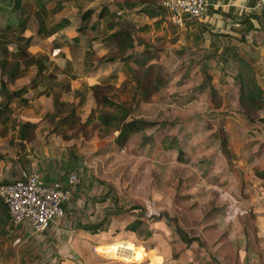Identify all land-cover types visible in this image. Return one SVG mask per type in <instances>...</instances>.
I'll use <instances>...</instances> for the list:
<instances>
[{
  "label": "rangeland",
  "instance_id": "374dc122",
  "mask_svg": "<svg viewBox=\"0 0 264 264\" xmlns=\"http://www.w3.org/2000/svg\"><path fill=\"white\" fill-rule=\"evenodd\" d=\"M126 1L137 2L138 6L134 10H127V14H117L119 15L115 19L118 23L117 26L132 29L137 38L145 41L151 49H154L156 59L153 62L162 66L170 80V83L154 94V100L142 102L136 106L133 110V116L166 121L170 124L160 129L155 127L136 131L132 134L127 133L128 135L124 140L125 134L122 136L118 130L100 125L95 115H91L96 102L92 87L87 81L89 79L93 81L94 79H103V81L117 87L126 77L122 62L107 64L95 71L90 66L91 63L98 62V57L116 50L115 43L105 41V36L109 32L108 25L112 24L111 13L119 10V6ZM148 1L162 6V0ZM146 3L147 0H50L47 3L48 8L56 7L55 17L58 19L68 17L72 25L59 31L60 51L55 55L53 54L52 63H48V68L41 75V82L38 83L37 87L29 88L25 95L30 100L29 104L18 107L17 100L12 103V116L11 120L8 121V124L12 125L5 131V136H0V158L5 159L6 164L9 165L7 169L12 167L10 164L15 162V159L21 160L25 153L22 154L24 149L17 145L22 142L17 141L16 123L19 121L29 124L36 123V127L29 131L28 137H35L39 133L42 140V143H39L41 146L51 143L57 144L62 139L61 143L70 142L68 151L74 155L77 153L79 158L84 155L80 156V153H88L87 162L89 165L86 167L88 171H84L83 167L78 168V166L73 174H79L81 183L86 180L92 186L95 184L97 189L95 196L101 197L105 193H111L115 202L119 201L117 204L115 203V207L118 206L119 209H129L134 205L144 207L145 213H139L145 214L143 216L146 218L145 225L139 228L133 236L138 241L144 242L147 247L152 248L148 251L161 256V264H251V259L248 257L241 258L248 247L241 242L245 234L240 230L243 226H247L249 231H252L246 235L247 241L258 242L255 221L260 216L259 209L252 208L250 212L235 217L223 216V213L229 212L231 205L235 203L240 206L241 210L249 209L247 205L250 202L248 198H250L251 190L246 185L250 180L245 176V170L240 168L238 171L239 183L242 186L238 192H231V177L226 182L217 179L216 173L219 171L217 169L220 168L214 153L220 150L223 156V164L227 163L228 170L232 171V148L230 147V150L227 148L228 141L224 147L213 144L216 137L211 136V134L215 129L216 122L206 120V118L212 119L213 112L205 104L195 105L197 102L192 101L194 89L188 92L175 89V86L179 85L177 82L182 77H186L182 74L186 73L189 58H186V52H180L181 43H176L177 36H175L177 27L171 22L163 7H159L153 15L136 12V9L143 8ZM102 6H104L107 15L98 20L97 10L101 9ZM90 7H93L95 12L88 21L84 22L81 20V15ZM94 20H96L95 29L87 31L86 34L78 32V24L89 25ZM68 29H75V34L79 36L78 42L75 41L73 35L69 33L71 35L69 37L66 34ZM28 30L32 32L33 36L31 51L42 50V36L37 33V23L34 17L29 18ZM11 48L16 50L17 43H12ZM142 49L143 45H138L137 50ZM68 58L72 61V72L78 76V79L72 81L77 88L70 90L60 84V81L68 79L62 72L64 63ZM55 65L58 66L56 79L52 74ZM113 74L114 77L111 76ZM34 76L35 70L14 83L8 80V87L14 89L28 84ZM190 83L191 81H189ZM55 93H60L61 98L69 101L70 105L82 102L76 114L69 119L70 122L59 128H56V125L61 112L57 111L56 117L53 119L47 115L49 111L54 109L53 94ZM123 96L130 98V89L128 92H124ZM1 97L0 95V100ZM8 119L10 117L0 121V131H3V123ZM146 136H150L147 142L151 141L148 145L146 143V146H143L141 143ZM165 136H167L168 142L176 137L179 144L178 148L156 150L155 147L158 142ZM226 137V133L223 135L220 132L221 139ZM79 142L81 143L80 146H77L75 150L71 149ZM217 142L219 143V141ZM34 144L37 143L34 142ZM39 144L37 147L40 146ZM114 145H119L120 148L115 149L112 154H100L101 150L112 149ZM126 145L127 148H125ZM180 151L184 153L183 161H179L177 158ZM60 157L59 154V160L61 159V164L64 165L65 156ZM97 161L109 167L106 168L108 185L100 182L102 181L100 179L104 178H101L103 176L100 171L95 170V165L91 167L94 162L98 163ZM83 166L85 167V163ZM260 187L263 188L264 192V182L256 188ZM188 210L198 211L203 215L197 226L191 223L197 218H190L186 214ZM209 212L210 214L206 216ZM180 218L181 223L178 221ZM213 218L215 219L212 220ZM158 221H161L163 227L154 226V223ZM177 221L184 227L189 236H193V230H197L198 236L205 244L194 242L192 245L186 246L175 229ZM210 224L212 227H209ZM260 225L264 226V217ZM121 233L122 231L110 232L108 229L94 233L90 238L112 242L113 240H120L118 238ZM220 243H223L222 249H216L215 247ZM251 247L252 252H256L254 246ZM80 252L83 256L81 258L82 263L76 260H73L74 263L65 260L64 263L84 264L83 262H85L87 264L89 262L96 263L95 260L104 264L110 260L124 264H151L149 258L143 262L129 261L123 256L125 259L99 252L94 247L88 250L81 249Z\"/></svg>",
  "mask_w": 264,
  "mask_h": 264
},
{
  "label": "crops",
  "instance_id": "0c3cea01",
  "mask_svg": "<svg viewBox=\"0 0 264 264\" xmlns=\"http://www.w3.org/2000/svg\"><path fill=\"white\" fill-rule=\"evenodd\" d=\"M147 2L150 1L147 0ZM102 9H104V6L97 10L98 14ZM101 19L99 18L98 20ZM96 20L89 25L95 23L96 26ZM70 25H72V22ZM175 26L177 27L175 33V36H177L176 43H181L179 50L182 51H180L181 53L186 52V58H189L186 73L182 74L186 77H182L177 82L179 85L175 86V89L184 90V92L194 89L195 93L192 96V101L197 102L195 105L205 104L213 112L212 119L206 118V120L216 122L215 129H213L211 134V136L216 137V141L213 144L215 146L219 144L222 147V140L226 139L228 141L227 148L229 150L230 147L232 148V171L228 170L227 163L223 164V156L220 150L214 153L220 168L217 169L219 170L216 173L217 179L226 182L231 177L230 187L232 189L230 190L231 192H238L242 186L239 183L240 175L238 171L240 168L245 170V176L250 180L246 185L251 190L250 198H248L250 202L247 205L249 209H243L245 210L243 211L235 203L231 205L229 212L223 213V216L235 217L250 212L252 208L259 209L260 216L255 221V232L258 242L251 243V241H247L246 235L252 233L247 226H243L240 230V232L245 234L241 242L248 247L241 258H244V256L245 258L248 257L251 259V264H264V226L260 225L264 217V214H262L264 212L263 188H256L264 181H257L253 178L255 170L264 168V148H260L261 143L264 142V125L249 122L239 112L241 109L239 100L240 82L235 78L240 68L239 61L244 60L247 63V68H244L245 71H252L264 89V17L256 0H208L201 17H187L184 25ZM93 29L90 28L88 31ZM74 30L68 29L66 34L70 37L73 35L72 33H75ZM52 56L53 54L50 56L51 59ZM67 60L71 59L68 58ZM67 60L63 67H65ZM205 73L211 75V82L207 84L204 90L198 91L196 87L202 84ZM189 81H191L190 84ZM87 82L90 84L93 80L89 79ZM73 88H77L75 84H73ZM261 113L264 115V111ZM167 125L156 127V129ZM220 132L223 135L226 133L227 137L221 139ZM39 136V133H37L35 135L36 138L28 137L29 143L24 140L22 144L20 142V144H17L24 149L22 154L25 153V155L22 156L21 160L15 159V162H11L10 165L12 167L9 169H7L9 165L6 164L5 159L0 158V181L6 179V181L15 180L20 176V172L23 169L38 171L46 181H59L66 187H73V196L64 205L65 216L59 221L52 223L42 234H34L27 223H23L18 228L11 227L8 209L0 199V264H65V260L72 263H74L73 260H76L82 263L81 249L88 250L94 247L97 250L100 246L121 242H129L135 247H142L148 251L147 245L133 236L139 228L145 225L146 218H143L145 215L144 207L139 205L142 209L126 212L127 209L115 207V203L117 204L119 201L115 202L111 193H105L101 197L95 196V190H97L95 184L92 186L86 180L83 183L74 184L70 177L76 169L83 167L84 171H88L86 168L89 165V162H87L88 153H80V156L84 155L79 158L76 152L74 155L68 151L70 142L61 143L62 139L57 144L51 143L50 145L41 146L39 143H42V140ZM166 137L160 139L155 147L156 150L163 148L172 149L164 146L165 141H167ZM34 138L35 141H33ZM173 138L176 141L178 140L176 137ZM17 141H19L18 137ZM34 142L37 144H34ZM149 142H146L147 145ZM146 143L143 146H146ZM38 144L40 145L39 147H37ZM77 144L71 149L75 150L77 146L81 145L80 142ZM127 145L125 148H127ZM119 148V145H114L112 149L101 150L100 154H112L115 149ZM59 154L61 157L65 156L64 165L61 164V159L59 160ZM84 163L85 167L83 166ZM94 165L95 170L100 171L103 176L101 178L105 179H100L102 180L100 182L108 185V181H106V173L108 171L106 168L109 167L99 162H94L91 167ZM139 212L144 213L141 214ZM188 212L186 214L190 218H197V220L191 221L197 226L203 215L194 210H188ZM136 221H141L138 225L139 227L136 230H132V226L136 224ZM178 221L181 223V218ZM157 225L163 227L161 221L154 223V226ZM209 227H212V225L210 224ZM182 228L184 229V227ZM108 229L110 232L122 231L118 238L120 240H113L112 243L90 238L92 234L107 231ZM193 234L198 236V231L193 230ZM122 235H125L127 239L121 240ZM137 243H140V245ZM222 245L223 243H220L215 248L220 249ZM252 245L256 249L254 253L252 252ZM112 255L117 258L125 257L120 253H112ZM126 260L143 262L147 258L143 260L127 258ZM94 262L96 263L89 262L87 264L103 263L95 260ZM83 263L86 264L85 262ZM116 263L118 262L110 260L104 262V264Z\"/></svg>",
  "mask_w": 264,
  "mask_h": 264
},
{
  "label": "trees",
  "instance_id": "16d2710c",
  "mask_svg": "<svg viewBox=\"0 0 264 264\" xmlns=\"http://www.w3.org/2000/svg\"><path fill=\"white\" fill-rule=\"evenodd\" d=\"M49 1L0 0V95L2 96L0 100V121H4L7 117H10V119L3 123V131H0V136H5V131L12 125L8 124L12 116V103L17 100L18 107H24L29 104V99L25 95L30 87L35 88L41 82V75L46 72L48 63H52L50 56L59 52L61 48V44L58 42L59 31L71 24V20L68 17H62L60 19L55 17L56 7L48 8L47 3ZM144 5L143 8L136 9V12L153 15L158 11L159 7H162L152 2H147ZM136 6H138L137 2L126 1L119 6V10L111 13L112 24L108 25L109 32L105 36V41L115 43L116 50L103 54L98 57L97 63L90 64L92 70H97L106 64L118 62H122L123 64L126 77L119 86L110 85L109 82L103 81V79H97L90 83V85L96 102V106L92 109L91 115H95L100 125L118 130L120 135L125 134L124 140L128 134H132L133 132L170 124V122L166 121L149 120L133 116V110L136 106L142 102H150L154 94L170 82L162 66L153 62L156 59L154 49H151L145 41L137 38L132 29L117 26L118 23L115 21L119 16L117 14H127V10H134ZM94 12L93 7L86 9L81 15V20L84 22L88 21ZM106 15L105 8L98 14L99 18H103ZM30 17L35 18L37 33L42 36V50L37 51L38 53L31 51L33 36L32 32L28 30ZM94 27L95 23L91 25L78 24L77 30L78 32L86 34L90 28L93 29ZM72 34L74 35L73 38L75 41L78 42L79 36L75 33ZM14 42L17 43L16 50H12L11 48V44ZM138 45H143V49L138 51ZM246 64L244 60L239 61L240 68L235 75V78L240 82L239 100L241 109L239 112L249 122L264 125V115L261 113L264 111V89L252 71H245L247 68ZM33 70H35V76L30 83L14 89L8 87V80L14 83L19 78L29 75ZM57 70L58 66H53L52 74L54 79H56ZM62 72L65 73L68 79L60 81V84L69 90L72 89V80L78 79V76L72 72L71 60H67ZM111 76L114 77V74ZM210 82L211 75L205 73L202 84L196 87V89L202 91ZM129 89L131 97H124L123 93L128 92ZM109 91H111V94H109ZM53 104V111H49L47 115L53 119L56 117L57 111L61 112L59 113V120L56 125V128H59L67 122H70L69 119L76 114L82 102L80 101L70 105L69 101L61 98L60 93H55L53 94ZM34 127H36V123L17 122L16 134L19 141L23 142L26 140L29 131ZM149 139L150 136H146L142 144H145ZM226 142V139L222 140L223 147L226 145ZM177 145L178 143L175 138L170 142L168 140L165 141L164 144L165 147L169 148H178ZM260 148H264V142L261 143ZM177 158L179 161H183L184 153L180 151ZM253 178L257 181H264V168L255 170ZM10 181L1 180L0 184ZM134 209H142V207L134 205L127 209L126 212H131ZM209 214L210 212L206 216ZM140 222L136 221V224L132 226V230H136ZM175 229L186 246H190L193 242L204 244L198 236H189L188 232L179 223L175 225ZM124 239H127V237L122 235V240ZM137 244L140 245V243ZM149 249L151 248L147 247V250ZM97 251L109 255L112 253H120L131 260L149 258L151 264H161L162 260L161 256L146 251L142 247H135L129 242L100 246L97 248ZM116 264L123 263L118 262Z\"/></svg>",
  "mask_w": 264,
  "mask_h": 264
},
{
  "label": "built area",
  "instance_id": "2783aa9c",
  "mask_svg": "<svg viewBox=\"0 0 264 264\" xmlns=\"http://www.w3.org/2000/svg\"><path fill=\"white\" fill-rule=\"evenodd\" d=\"M208 0H162L171 22L182 26L186 18H199L205 11ZM264 17V0H256ZM71 181L79 184V174H71ZM73 196V187L59 181H46L38 171L23 169L15 180L0 184V199L10 215V226L18 228L27 223L34 234L44 233L48 227L62 219L64 205Z\"/></svg>",
  "mask_w": 264,
  "mask_h": 264
}]
</instances>
